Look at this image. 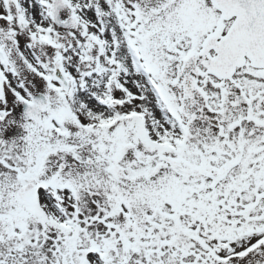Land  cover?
<instances>
[{
	"label": "snow or ice",
	"instance_id": "snow-or-ice-1",
	"mask_svg": "<svg viewBox=\"0 0 264 264\" xmlns=\"http://www.w3.org/2000/svg\"><path fill=\"white\" fill-rule=\"evenodd\" d=\"M0 264H264V0H0Z\"/></svg>",
	"mask_w": 264,
	"mask_h": 264
}]
</instances>
